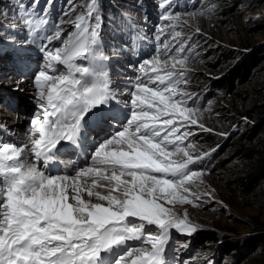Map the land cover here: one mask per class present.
Here are the masks:
<instances>
[{"label":"snow or ice","instance_id":"obj_1","mask_svg":"<svg viewBox=\"0 0 264 264\" xmlns=\"http://www.w3.org/2000/svg\"><path fill=\"white\" fill-rule=\"evenodd\" d=\"M55 2L11 0L10 23L0 9V57L21 70L16 91L31 85L5 101L16 115L0 118V264H195L174 238L202 227L184 206H228L202 166L215 149L195 142L214 129L188 67L203 33L184 17L216 4L182 12L161 0L153 49L132 60L147 37L131 11L112 44L98 0L59 15ZM122 55L134 70L116 80Z\"/></svg>","mask_w":264,"mask_h":264},{"label":"rangeland","instance_id":"obj_2","mask_svg":"<svg viewBox=\"0 0 264 264\" xmlns=\"http://www.w3.org/2000/svg\"><path fill=\"white\" fill-rule=\"evenodd\" d=\"M104 1L113 12L105 25L109 43L120 42L115 38L120 31L119 13L131 11L143 22L141 27L147 37L137 43L131 58L138 60L144 53L151 52L154 29L161 23L159 17L163 9L158 7L161 0ZM44 2L41 0V6ZM79 2L56 0L53 14L59 15ZM176 2L179 5L177 10L182 12L195 10L193 6L203 9L210 3L217 6L212 15L184 19L189 20L193 30L198 26L203 33L194 37L198 54L189 59L188 67L193 70L191 91L200 94L198 104L209 109L203 119L207 126L214 129L213 133H200L195 142L202 150L215 149L202 166L210 173L206 177L207 183L216 189L218 198L228 206L227 210L212 204L203 208L184 206L188 209L189 219L202 227L191 236L174 237L179 245H190L181 250L180 256L184 259L191 256L195 264H264L262 244L260 247L259 244H245L256 234L257 224L264 222V197L260 196V192L247 194L243 187L236 184L237 179L253 167L249 153L264 150V0H205L199 4L195 0ZM132 5H135L134 9ZM0 9L7 13L5 23L15 19L11 0H0ZM257 14H261L259 19L245 23L247 17ZM71 18L74 19V16ZM68 30L72 29L69 27ZM127 61L128 57L122 55L119 62L114 63V79L132 75L134 66ZM11 68L15 73L4 70L11 71ZM19 78H22L20 69L13 66L8 57H0V101L14 114V109L5 101L10 97L24 99L30 95L24 89L16 91L15 81ZM226 79L227 84H220ZM27 107L31 108V105ZM260 190L263 193L264 187ZM203 229L215 231L218 236H231L237 247L229 248L219 239L209 241L199 238ZM236 251L238 256H235Z\"/></svg>","mask_w":264,"mask_h":264},{"label":"trees","instance_id":"obj_3","mask_svg":"<svg viewBox=\"0 0 264 264\" xmlns=\"http://www.w3.org/2000/svg\"><path fill=\"white\" fill-rule=\"evenodd\" d=\"M205 1V0H204ZM80 9H83V5H79ZM106 9L108 7L105 6ZM104 9V10H106ZM227 79L223 80L220 84H227ZM249 158L254 162L253 167L245 172L243 177H239L237 179L236 184L244 188V191L247 194H256V193H261L260 196L264 197V192L262 193L260 188L263 186L264 187V150H254L251 155L249 153ZM257 229H256V234L254 236L247 240L245 244L247 246H251L252 244H259L258 247L261 246L264 248V222L258 223L257 224ZM198 237L200 238H205L209 241L213 240H221L222 244L227 245L229 248L230 247H237L233 244V238L229 235H221L218 236L215 231L208 230V229H203L199 232ZM239 246V245H238ZM235 256L239 255V252H234Z\"/></svg>","mask_w":264,"mask_h":264},{"label":"bare ground","instance_id":"obj_4","mask_svg":"<svg viewBox=\"0 0 264 264\" xmlns=\"http://www.w3.org/2000/svg\"><path fill=\"white\" fill-rule=\"evenodd\" d=\"M5 72H11L12 74L15 73L12 68L10 69L11 71L7 70V69H4ZM120 77V76H119ZM127 77V76H126ZM126 77H120L121 79L120 80H124L126 79ZM21 78H19L17 81H15V83L17 84L18 81L20 80ZM21 87L24 89V90H27L28 93H30V90H31V85L30 84H24V85H21ZM0 109H2V111H0V118H4V117H11V116H15L16 114H14L10 108H8L7 106H5L1 101H0ZM9 123H12V121H8ZM190 206V205H188Z\"/></svg>","mask_w":264,"mask_h":264}]
</instances>
